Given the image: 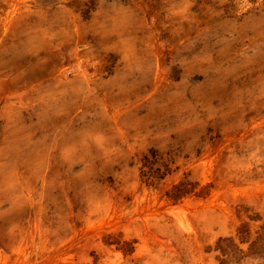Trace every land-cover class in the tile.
<instances>
[{"label":"rangeland","instance_id":"rangeland-1","mask_svg":"<svg viewBox=\"0 0 264 264\" xmlns=\"http://www.w3.org/2000/svg\"><path fill=\"white\" fill-rule=\"evenodd\" d=\"M8 29L0 264H264V0H21Z\"/></svg>","mask_w":264,"mask_h":264},{"label":"bare ground","instance_id":"bare-ground-1","mask_svg":"<svg viewBox=\"0 0 264 264\" xmlns=\"http://www.w3.org/2000/svg\"><path fill=\"white\" fill-rule=\"evenodd\" d=\"M21 4V0H5L0 3V42L10 23L14 9ZM9 30V29H8ZM5 38V37H4Z\"/></svg>","mask_w":264,"mask_h":264}]
</instances>
